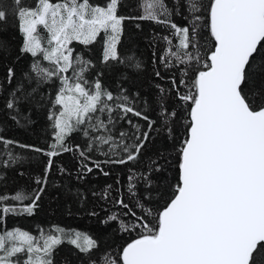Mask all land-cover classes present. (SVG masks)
Here are the masks:
<instances>
[{
    "label": "snow or ice",
    "instance_id": "snow-or-ice-1",
    "mask_svg": "<svg viewBox=\"0 0 264 264\" xmlns=\"http://www.w3.org/2000/svg\"><path fill=\"white\" fill-rule=\"evenodd\" d=\"M10 172L0 264H264V0H0ZM47 201L96 231L8 227Z\"/></svg>",
    "mask_w": 264,
    "mask_h": 264
},
{
    "label": "trees",
    "instance_id": "trees-1",
    "mask_svg": "<svg viewBox=\"0 0 264 264\" xmlns=\"http://www.w3.org/2000/svg\"><path fill=\"white\" fill-rule=\"evenodd\" d=\"M130 11H134L135 14H139L138 9H130ZM142 25V33L140 29H135L133 25V31L135 37L138 41L139 48L141 52L146 54L151 52L150 48H147L149 36L152 33V30L155 28V25H150L148 22H140ZM178 42V41H177ZM46 122L41 118L40 123L36 125L35 131L33 133L25 132L22 129H18L15 126H11L6 135L9 137H15L16 139L22 142H34L39 139V141L43 142V131L42 125ZM9 124L11 122L9 121ZM18 151V150H17ZM69 154H65L66 159ZM38 161H33L31 164L25 165L29 170L32 168H37ZM9 181L6 188H0V190L13 194L16 187L18 185H23L26 183V179L19 177L16 173H9ZM99 183H104V178H99ZM58 224L65 229H75L81 232H95L96 226L93 221L88 219L87 217L76 213L73 215H69L66 208L62 205H58L56 202L47 201L42 208L38 211V214L35 217H26V216H18L10 219L8 221V227H19L22 230H27L32 232L33 234H37L36 230L38 228H43L45 230H49L51 225ZM70 251H74L72 246L63 245L61 246V256L69 254Z\"/></svg>",
    "mask_w": 264,
    "mask_h": 264
}]
</instances>
